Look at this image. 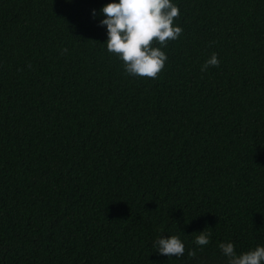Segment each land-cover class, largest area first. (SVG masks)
I'll list each match as a JSON object with an SVG mask.
<instances>
[{"label":"trees","instance_id":"1","mask_svg":"<svg viewBox=\"0 0 264 264\" xmlns=\"http://www.w3.org/2000/svg\"><path fill=\"white\" fill-rule=\"evenodd\" d=\"M109 2L0 0V264H227L221 242L264 246V0H172L183 32L156 79L107 51ZM168 235L183 256L155 251Z\"/></svg>","mask_w":264,"mask_h":264},{"label":"clouds","instance_id":"2","mask_svg":"<svg viewBox=\"0 0 264 264\" xmlns=\"http://www.w3.org/2000/svg\"><path fill=\"white\" fill-rule=\"evenodd\" d=\"M100 13L103 19L99 24L107 29V51L119 57L124 71L134 77L158 78L168 59L162 47L178 39L183 32L175 24L180 16L179 7L172 0H110ZM92 15L95 18V10ZM219 64L217 54L212 53L201 65V72L206 73L210 66ZM210 236V232L200 231L194 242L203 247L209 244ZM153 247L166 257H180L185 252V245L177 235L160 236ZM218 247L227 258V264H264V246L240 254L231 242H221ZM188 256L195 257V250H189Z\"/></svg>","mask_w":264,"mask_h":264}]
</instances>
